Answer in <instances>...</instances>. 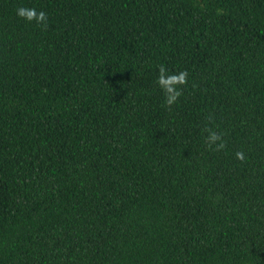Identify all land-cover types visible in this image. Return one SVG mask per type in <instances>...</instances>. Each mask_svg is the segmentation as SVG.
Here are the masks:
<instances>
[{"label":"trees","instance_id":"trees-1","mask_svg":"<svg viewBox=\"0 0 264 264\" xmlns=\"http://www.w3.org/2000/svg\"><path fill=\"white\" fill-rule=\"evenodd\" d=\"M0 264H264V0H0Z\"/></svg>","mask_w":264,"mask_h":264},{"label":"clouds","instance_id":"clouds-1","mask_svg":"<svg viewBox=\"0 0 264 264\" xmlns=\"http://www.w3.org/2000/svg\"><path fill=\"white\" fill-rule=\"evenodd\" d=\"M18 15L26 18L27 20L35 19L38 23H43L46 20V14L44 12L37 13L35 10L25 11L24 9H20L18 11ZM186 73H179L178 75H168L166 70L161 67L160 76L158 78V84L161 89L165 92L167 97V103L170 105L175 102V100L180 95V91L178 89V85H182L186 82ZM218 137L215 134H211L209 137V141L214 143ZM239 158L243 159V154H237Z\"/></svg>","mask_w":264,"mask_h":264}]
</instances>
